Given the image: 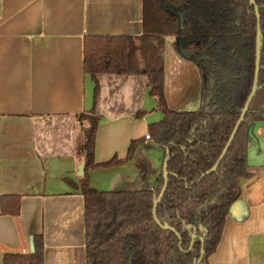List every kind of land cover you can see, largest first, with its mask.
<instances>
[{
  "label": "crops",
  "instance_id": "crops-1",
  "mask_svg": "<svg viewBox=\"0 0 264 264\" xmlns=\"http://www.w3.org/2000/svg\"><path fill=\"white\" fill-rule=\"evenodd\" d=\"M141 17V0H0V264L40 245L41 264H85L80 115L98 118L93 162L120 161L89 168L92 189L154 187L165 147L144 137L163 119L148 77L94 80L83 69L86 36L138 37ZM174 42L165 38L166 104L197 111L200 76ZM247 148L249 174L238 180L239 198L208 264H264V120L252 124Z\"/></svg>",
  "mask_w": 264,
  "mask_h": 264
},
{
  "label": "trees",
  "instance_id": "trees-1",
  "mask_svg": "<svg viewBox=\"0 0 264 264\" xmlns=\"http://www.w3.org/2000/svg\"><path fill=\"white\" fill-rule=\"evenodd\" d=\"M259 9L262 52L258 89L244 121L216 170L219 157L250 93L255 61L256 17L249 0H141L142 29L138 37L96 36L84 38L83 69L94 80L103 73L145 74L150 93L158 98L163 119L149 126V137L169 146L168 183L156 207V217L178 233L164 230L152 216L153 196L163 185L159 173L151 190L96 191L89 185V168L118 164L116 158L93 162L98 118L92 112L85 121L84 155L80 191L84 198L85 264H191L198 258L199 239L191 241L184 225L206 230L204 257L220 241L230 206L239 198L238 180L248 176V136L253 123L264 120V0ZM166 37L186 52L201 80V106L197 111H172L164 96L163 51ZM139 62L142 63L140 67ZM213 79L209 112L203 103ZM135 142L126 159L133 154ZM14 264H41L42 246L31 256H13ZM11 258H6L7 261Z\"/></svg>",
  "mask_w": 264,
  "mask_h": 264
},
{
  "label": "water",
  "instance_id": "water-1",
  "mask_svg": "<svg viewBox=\"0 0 264 264\" xmlns=\"http://www.w3.org/2000/svg\"><path fill=\"white\" fill-rule=\"evenodd\" d=\"M249 3L251 5H253L254 7V14L256 17V34H255V61H254V76H253V82H252V87L250 90L249 95L247 96L245 103L243 105V107L241 108V110L239 111V117L237 119V121L235 122V125L230 133V136L227 140V142L225 143L219 157L217 158L216 162L214 163V165L208 169L207 171H205L199 179H201L205 174L209 173V172H213L216 170L217 166L219 165L220 161L222 160L223 156L225 155L231 141L233 140L240 124L244 121L246 113L249 109L250 103L257 91L258 87V78H259V71H260V62H261V52H262V34H261V28H260V15H259V9L255 4L254 0H249ZM179 52L181 54L182 57L186 58L187 54L186 52L182 49L181 46H179ZM213 79L210 80L209 85H208V96L206 97L205 101H204V112L207 113L209 112V102L212 98V87H213ZM264 107V106H263ZM169 146L170 143H168L165 146V157L163 159V164H162V177H163V185L159 191V193L157 195L153 196V201H152V216L154 219V222L159 225L162 229L164 230H170L171 232H173L176 236L179 237V233L173 228L170 227L167 223L161 224L160 221L158 220V218L156 217V207L158 205V203L160 202V200L162 199L164 192L166 190L167 187V183H168V169H167V162L169 160ZM80 169L82 170V167H80ZM184 228L186 230H188L190 232V237H191V241H194L196 239H199V241L201 242V248H200V253L197 259H195L191 264H200L203 260L204 257V238L206 236V230L204 228H202L201 226L198 227V229L200 231L203 232L202 236H198L196 234L197 228L194 227L193 225H184Z\"/></svg>",
  "mask_w": 264,
  "mask_h": 264
},
{
  "label": "built area",
  "instance_id": "built-area-1",
  "mask_svg": "<svg viewBox=\"0 0 264 264\" xmlns=\"http://www.w3.org/2000/svg\"><path fill=\"white\" fill-rule=\"evenodd\" d=\"M144 137H145V139H149L150 138L148 133Z\"/></svg>",
  "mask_w": 264,
  "mask_h": 264
},
{
  "label": "flooded vegetation",
  "instance_id": "flooded-vegetation-1",
  "mask_svg": "<svg viewBox=\"0 0 264 264\" xmlns=\"http://www.w3.org/2000/svg\"><path fill=\"white\" fill-rule=\"evenodd\" d=\"M209 85V84H208ZM212 91V90H211ZM208 96V95H207ZM206 99V98H205ZM205 101V100H204ZM211 101V100H210ZM210 103V102H209ZM203 106H204V104H203ZM208 107H209V105H208ZM203 110H204V108H203ZM210 111V110H209ZM248 165V164H247Z\"/></svg>",
  "mask_w": 264,
  "mask_h": 264
}]
</instances>
